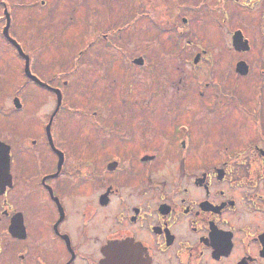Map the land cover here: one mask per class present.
Instances as JSON below:
<instances>
[{
	"label": "rangeland",
	"instance_id": "1",
	"mask_svg": "<svg viewBox=\"0 0 264 264\" xmlns=\"http://www.w3.org/2000/svg\"><path fill=\"white\" fill-rule=\"evenodd\" d=\"M2 1L10 14V35L31 56L33 73L62 89L55 133L64 143L70 140L87 155L97 152L101 160V153L137 154L146 139L156 156L155 178L172 179L179 123L191 125L193 160L198 155L221 158L219 144L212 143L217 139L240 146L250 137L251 111L264 85V0H212L216 8L209 2L212 9L199 10L195 6L200 0H174L179 8L172 17L169 0ZM183 1L191 8H183ZM3 2L0 134L16 146L22 141L29 145L30 139L43 138L55 97L24 75L23 58L3 37ZM237 28L249 39L248 52L238 53L231 46V33ZM197 53L200 59L193 63ZM138 57L141 65L133 63ZM202 59L205 82L198 79ZM239 59L249 64L245 77L234 71ZM14 96L25 106L20 113L12 109ZM123 138L132 139L129 148L118 140ZM30 153L25 151L29 157ZM86 186L96 194V184ZM29 201L39 207L42 226L47 217L44 201L36 195Z\"/></svg>",
	"mask_w": 264,
	"mask_h": 264
},
{
	"label": "flooded vegetation",
	"instance_id": "2",
	"mask_svg": "<svg viewBox=\"0 0 264 264\" xmlns=\"http://www.w3.org/2000/svg\"><path fill=\"white\" fill-rule=\"evenodd\" d=\"M169 1L172 17L179 6ZM200 2L198 10L211 7L209 2L217 7L212 0ZM181 6L191 8L184 1ZM148 11L155 12L152 7ZM237 31L246 50L235 49ZM231 46L238 53L250 50L241 28L232 31ZM199 59L197 53L192 61ZM241 61L245 74L237 71ZM201 63L198 79L205 82L204 59ZM31 66L30 56V72L44 84L28 78L23 64L24 75L52 93L55 105L46 116L43 138L16 146L0 134V264H264V85L251 111L252 132L242 145L217 139L212 143L219 144L221 158L198 155L193 160L191 125L181 122L175 177L156 179V156L146 139L137 154L101 153L100 160L97 152L87 155L70 140L57 138L62 89L33 73ZM249 70L244 59L236 61V74L245 77ZM54 88L61 92L57 111ZM12 102V109L22 112L19 97ZM118 140L128 147L132 139ZM25 151H32L31 160ZM89 182L96 184L95 195L86 189ZM33 195L44 201L42 226L39 207L29 201Z\"/></svg>",
	"mask_w": 264,
	"mask_h": 264
},
{
	"label": "water",
	"instance_id": "3",
	"mask_svg": "<svg viewBox=\"0 0 264 264\" xmlns=\"http://www.w3.org/2000/svg\"><path fill=\"white\" fill-rule=\"evenodd\" d=\"M4 13H5V18H6V23H5V25H4L3 29H2L3 36L16 48L17 52L24 58V61H25L24 62L25 75L28 78H30L33 81H35V82H39L40 84H44L35 75H33L30 72V69H29V56L23 52L21 46L17 43V41H15L13 38H11L9 36V33H8L9 14L7 13L6 9L4 10ZM233 44L235 46V49H237V50H246L248 48L246 42L242 40V37H241V34H240L239 31L235 32V34L233 36ZM133 63L137 64V65H141L143 63V60L141 59V57H138V58L133 59ZM237 71L242 73V74L246 73L245 65H244V63L242 61L237 63ZM53 90L55 91L56 96H57V103H56V109H55V111H57L58 108H59V105L61 103V92H60V90L58 88H54ZM13 102H14V105H16L17 107L20 106V103H19L17 98H15L13 100ZM48 128H49V124L47 125V129ZM48 136L50 138L49 134H48Z\"/></svg>",
	"mask_w": 264,
	"mask_h": 264
}]
</instances>
